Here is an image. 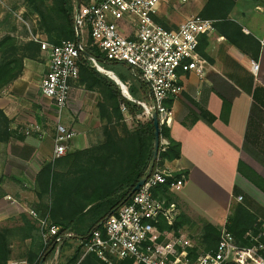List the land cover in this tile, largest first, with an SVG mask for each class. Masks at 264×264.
<instances>
[{
  "label": "crops",
  "instance_id": "1",
  "mask_svg": "<svg viewBox=\"0 0 264 264\" xmlns=\"http://www.w3.org/2000/svg\"><path fill=\"white\" fill-rule=\"evenodd\" d=\"M184 1H162L159 18H165L166 27L178 28L204 6V0ZM181 3L191 4L183 11ZM199 51L209 62L207 72L203 76L181 72L184 89L168 100L174 111L169 134L180 142L182 153L166 160L165 166L187 174L184 187L174 192L179 215L223 228L234 199H243L244 194L246 204L263 221L264 192L238 166L245 162L264 177V0H238L228 21L215 23L214 30L201 35ZM40 57L41 63L26 58L22 74L0 92V108L12 118L13 130L8 142H0V176L5 178L0 190L3 226L20 225L23 216L36 219L30 210L39 214L50 202L45 193L49 176H42V169L57 159L53 154L58 123L75 131L68 151L88 149L105 139L97 95L95 103L85 101L74 83L69 105L62 110L50 98H39L37 89L48 71V54L41 50ZM254 62L259 63L257 70ZM49 100L59 115L48 113L52 122L44 123L34 107ZM123 111L133 127L136 121ZM140 119L147 117L142 114ZM94 205H87L85 211Z\"/></svg>",
  "mask_w": 264,
  "mask_h": 264
},
{
  "label": "built area",
  "instance_id": "2",
  "mask_svg": "<svg viewBox=\"0 0 264 264\" xmlns=\"http://www.w3.org/2000/svg\"><path fill=\"white\" fill-rule=\"evenodd\" d=\"M162 1L90 0L79 5L75 22L77 34L82 38L85 32L89 33L108 60L132 67L150 89V102L139 101L144 107L143 115L151 118L156 110L160 126L169 127L174 111L168 100L184 89L181 72L203 76L208 70L209 62L199 51L200 37L215 29L216 20L197 13L187 17L178 28H167L157 20ZM34 38L48 54V71L41 82L42 95L62 110L69 105L73 84L79 78L78 59L84 44L82 40L51 43L40 35ZM91 59L98 69L102 67L94 57ZM252 67L257 70L259 63L254 62ZM74 136V130L58 123L54 158L67 153L68 142ZM168 145L169 139L161 136L159 154ZM186 180L184 172L157 166L129 202L108 215L101 222V228L79 241L71 239L73 232H61V226L51 223L48 216L41 217L33 209L30 213L38 220L44 247L52 238L55 240L51 264L59 263L66 240L82 244V257L95 253L109 264L113 259L125 258L133 259L136 264H264V231L252 236L256 241L253 245L242 246L224 226L217 247L203 251L196 250L198 242L182 229L161 228L163 223L173 226L180 209L176 200L156 193L165 186L172 193L178 192Z\"/></svg>",
  "mask_w": 264,
  "mask_h": 264
},
{
  "label": "trees",
  "instance_id": "3",
  "mask_svg": "<svg viewBox=\"0 0 264 264\" xmlns=\"http://www.w3.org/2000/svg\"><path fill=\"white\" fill-rule=\"evenodd\" d=\"M237 1L205 0L200 15L215 19L216 23L228 21ZM26 2L28 11L38 14L40 33L46 35L49 42L60 43L64 39L79 41L75 22V0H26ZM157 20L166 27L159 17ZM227 37L231 39L229 33ZM88 39L78 59L80 75L76 82L88 90L99 93L97 106L100 119L104 123L105 139L88 149L68 151L55 162L44 166L42 176H49L45 193L50 195V202L43 207V212H39V216H48L51 223L60 225L61 232H73L74 236L71 239L76 241L85 239L91 231L101 228V223L98 222L129 202L132 198L130 193L143 176L148 175L157 166H165L166 160L179 158L182 153L180 142L171 139L168 127L162 126L161 136L169 139V145L165 151L160 152L159 158L154 160L153 119L151 117L137 120V117L144 113V107L139 101H143L144 98L150 99L149 86L134 73L137 86L129 87L133 99L125 96L120 85L108 74L100 71L91 58L94 57L103 68L114 71L124 83H127L125 75L111 67L113 63L122 62L108 60L93 43L91 35ZM80 40L83 41V36ZM40 55L39 42L28 40L20 44L15 36L3 35L0 38V92L22 74L26 58L37 59ZM129 69L133 71L131 66ZM123 106L136 121L133 127L126 122ZM11 123L12 118L0 108V141L8 142L12 137ZM59 163L62 165L60 171L56 170ZM238 167L243 175L264 192V177L261 174L245 162H240ZM3 180L4 178L0 177V186ZM156 194L174 200V193L170 192L167 186ZM92 203L95 205L88 210L90 213L85 212L87 205ZM95 208L99 211L93 214L91 211ZM87 214L90 221L93 220L90 224L82 223ZM22 218L24 226L18 229L23 233L22 239L31 242L26 260L45 264L55 252V240L52 238L49 245L44 247L38 220L27 219L25 216ZM188 223L192 221L181 214L173 226L163 223L161 228L178 231ZM262 223L248 204L238 203L231 209L226 228L234 235L239 245L251 246L256 241L248 233L252 230V234L257 235ZM221 229L211 222L203 221L196 250L215 249L221 238ZM12 231L0 225V264H11L13 259ZM70 242L66 240L65 245ZM36 244L40 246L36 248ZM82 256L83 246L78 244L71 258L62 264H109L95 253ZM117 264L136 263L133 259L125 258Z\"/></svg>",
  "mask_w": 264,
  "mask_h": 264
},
{
  "label": "rangeland",
  "instance_id": "4",
  "mask_svg": "<svg viewBox=\"0 0 264 264\" xmlns=\"http://www.w3.org/2000/svg\"><path fill=\"white\" fill-rule=\"evenodd\" d=\"M81 1H82V4H87L90 0H81ZM78 2L80 3V0H75V10L77 8ZM185 3H187V2H185ZM185 3H183V4L181 3L179 5L183 11H185L191 4L190 3L188 6V4L186 5ZM204 4H205V0H204ZM201 10L198 13H200ZM194 14H197V13H194ZM164 19L165 18L160 17V20L164 21ZM38 22H39L38 14L31 13L30 11H28V5H27L26 0H0V38L3 35L11 34L17 38V40L20 42V44L22 42H26L28 40L36 41L34 37L37 35H40L42 38L47 39L46 35L40 33L41 31L39 30L40 27H38ZM88 38H89V33L85 32L84 36H83V41H82L83 44L88 43V41H89ZM35 60H37L40 63L43 61V59L41 57L37 58ZM111 67L114 68L119 73H122V74L127 76L128 81L125 84L128 87L133 86V85L137 86V82L134 79V77H135L134 71H131L127 64H125V63H113ZM75 86H78V88L81 90V96L83 94L85 95V101H90V102L95 103L96 101H93L94 100L93 98L96 95L98 96V101H99L100 95L98 92L88 90L87 88H85L84 85L79 84L78 82H75ZM88 92L91 95L88 94ZM126 93L128 94V92H126ZM37 95L39 96V98H42L41 96H43V95L41 92V87L37 89ZM50 100H49V104L48 103L46 105L41 104L39 108L34 107V110H38L39 113L41 114V117L43 118L42 122H44V123H48V122L51 123L52 122L51 117L49 116L50 113H52L54 115H59V112H58L56 106L54 104H52L50 102ZM98 101H97V104H98ZM0 142H2V141H0ZM61 168H62V165H60V163L57 164L56 170L60 171ZM0 177L4 178L3 176H0ZM4 180H5V178H4ZM4 180H3V183H4ZM44 195H46V194H44ZM42 196H43V194H42ZM46 196L50 197V195H48V194ZM47 203L48 202H46L44 204V207ZM238 203H247V199L244 196V194H243V199H241V200L234 199L232 207ZM98 211H99L98 208L97 209L95 208L91 212L93 214H96ZM85 212L90 213L88 210ZM261 218L263 219V221L261 219L260 220L263 223L261 224V227H260L261 230L259 231L258 234H260L261 232L264 231V216H261ZM22 220H23V218H22ZM92 221H90V218L87 214L86 217H84V220H82V223L90 224V222H92ZM4 226L12 229L13 230L12 232L14 233V236H12L13 249H14L12 256L16 260L15 264L21 263V262H23V263L29 262L26 259L28 256V249H29L31 242L28 243L27 242L28 240H23L22 239L23 233L18 229V227L24 226V221L20 225H17V224H15V222L14 223L12 222V225H11V223H9V224H6ZM201 227H202V224L192 222V223H188L187 225H185V227L182 230L198 242L200 239L199 236L201 235ZM248 234H251L252 236L258 235V234L257 235L252 234V230ZM77 245L78 244L74 243V242H70V243L66 244L64 246V249L61 252L60 257H59V263L58 264H62L64 262H66L69 258H71V256L73 255ZM35 246L37 248V246L39 247L40 245L36 244ZM120 260L121 259H113L112 264H117Z\"/></svg>",
  "mask_w": 264,
  "mask_h": 264
},
{
  "label": "water",
  "instance_id": "5",
  "mask_svg": "<svg viewBox=\"0 0 264 264\" xmlns=\"http://www.w3.org/2000/svg\"><path fill=\"white\" fill-rule=\"evenodd\" d=\"M79 5H80V3L78 2L77 8H76L77 12H79ZM80 39H81V35H80V33H78V40H80ZM99 70L105 72L113 80H115L120 85L122 92L125 96H127L130 99H133V97L130 95L126 85L123 83V81L120 79V77L114 71L105 69L103 67L99 68ZM126 92H128V94ZM152 119H153V122L155 125V140H154V148H153V158H154V160H156V159H158V156H159L160 142H161V126H160L158 112L156 110H154L152 113ZM149 175H150V173L148 175L143 176L138 181V183L135 185L132 192L130 193V196H132L146 182Z\"/></svg>",
  "mask_w": 264,
  "mask_h": 264
},
{
  "label": "bare ground",
  "instance_id": "6",
  "mask_svg": "<svg viewBox=\"0 0 264 264\" xmlns=\"http://www.w3.org/2000/svg\"><path fill=\"white\" fill-rule=\"evenodd\" d=\"M127 87V86H126ZM128 89V88H127ZM129 91V90H128Z\"/></svg>",
  "mask_w": 264,
  "mask_h": 264
}]
</instances>
